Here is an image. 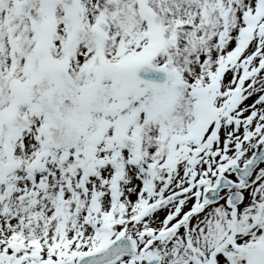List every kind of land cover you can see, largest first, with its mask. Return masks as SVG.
Returning a JSON list of instances; mask_svg holds the SVG:
<instances>
[{"label": "snow or ice", "instance_id": "obj_1", "mask_svg": "<svg viewBox=\"0 0 264 264\" xmlns=\"http://www.w3.org/2000/svg\"><path fill=\"white\" fill-rule=\"evenodd\" d=\"M0 264H264V0H0Z\"/></svg>", "mask_w": 264, "mask_h": 264}]
</instances>
